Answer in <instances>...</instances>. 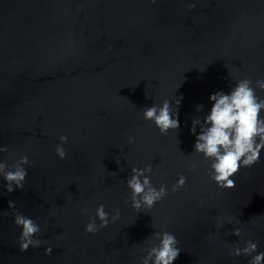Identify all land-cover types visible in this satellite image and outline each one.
Wrapping results in <instances>:
<instances>
[{"label": "water", "instance_id": "obj_1", "mask_svg": "<svg viewBox=\"0 0 264 264\" xmlns=\"http://www.w3.org/2000/svg\"><path fill=\"white\" fill-rule=\"evenodd\" d=\"M243 77L264 79V0H0V145L9 149L0 160L31 161L23 189L7 193L0 177V264H141L155 230L177 236L174 264H248L229 248L252 239L264 251V150L221 190L191 153L190 131L209 95ZM179 97V130L161 135L142 119L165 98L175 112ZM146 164L157 187L170 190L179 174L187 183L137 213L124 202L126 179ZM99 204L120 218L86 233ZM16 211L41 226L40 247L20 251Z\"/></svg>", "mask_w": 264, "mask_h": 264}, {"label": "clouds", "instance_id": "obj_2", "mask_svg": "<svg viewBox=\"0 0 264 264\" xmlns=\"http://www.w3.org/2000/svg\"><path fill=\"white\" fill-rule=\"evenodd\" d=\"M153 3L156 0H152ZM82 8V5L80 6ZM189 10L196 7L194 2L187 4ZM257 89L264 91V79L249 77L238 79L229 92L218 90L209 95L212 102L210 110L202 119H192L190 131L195 135V143L191 153L200 154L203 162L208 165V177L221 190L234 189V177L242 168H251L261 160L264 150V98L257 95ZM182 97L175 101V112L172 103L165 98L162 103H153L142 108V119L151 121L161 135H167L172 130H179L178 106ZM202 104L196 105L197 112L202 111ZM199 132L197 133V128ZM136 137L129 135L128 143L135 141ZM60 143L55 146V153L60 160L68 157L64 144L68 143L66 135L59 136ZM6 145H0V152H8ZM190 153V154H191ZM189 154V155H190ZM31 161L27 155H21L11 164L7 160H0V177L3 178L4 188L7 193L16 189H23L28 175L25 165ZM197 168L196 163H189L187 171ZM153 167L146 164L143 167L133 166L131 174L126 179L130 195L125 199V204L131 202V207L137 212L149 213L160 201L185 188L187 177L179 174L176 182L169 190L166 184L159 187L152 181ZM9 208H15V202L8 201ZM87 212V208L83 209ZM13 223L21 229L18 237L19 249L27 251L30 247H40L43 241L36 238L41 233V226L31 217L16 211ZM120 210L114 213L105 210L104 204H99L95 216L91 217L85 225L84 231L96 234L109 223L120 218ZM99 220V224H97ZM231 222V221H229ZM217 227H220L218 225ZM233 235L243 239L242 230L235 228ZM147 247L141 246L140 251L146 253L141 256V264H174L179 257L181 248L178 247L177 236L167 230H155L147 239ZM256 241H245L244 247L234 245L229 248V255L250 257L248 264H264V251H257ZM52 247L45 248V254H51ZM255 253V254H254ZM254 254V255H253Z\"/></svg>", "mask_w": 264, "mask_h": 264}]
</instances>
